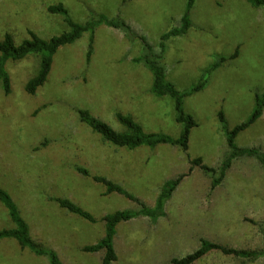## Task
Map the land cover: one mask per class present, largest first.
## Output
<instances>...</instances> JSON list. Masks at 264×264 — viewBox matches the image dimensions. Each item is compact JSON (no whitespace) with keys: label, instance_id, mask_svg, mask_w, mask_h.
I'll return each mask as SVG.
<instances>
[{"label":"rangeland","instance_id":"374dc122","mask_svg":"<svg viewBox=\"0 0 264 264\" xmlns=\"http://www.w3.org/2000/svg\"><path fill=\"white\" fill-rule=\"evenodd\" d=\"M186 1L0 0V40L10 33L20 44L30 38L29 31L47 40L68 30L62 15L47 10L62 3L75 22L98 15L121 18L159 53L160 36L179 25ZM190 21L186 33L165 42L161 63L166 79L188 91L216 58L226 60L209 73L201 90L183 99V110L197 123L187 150L170 144L116 147L80 120L78 110H87L123 131L115 117L122 113L145 132L180 135L182 125L175 121L171 99L151 93V72L135 62L143 44L120 29L96 27L89 62V33L59 47L46 81L34 94L26 92L25 84L37 71L38 57L7 61L10 91L0 85V187L28 223L31 237L54 250L62 264H102L103 250L85 252L82 247L102 238L104 215L139 207L117 192L105 194V185L95 176L153 206L164 181L186 173L165 202L163 216H138L116 225V260L111 264H172V258L192 252L202 238L236 249H264L259 232L264 227V168L255 156L233 158L213 190L211 178L198 166L187 173L190 160L197 157L209 167L221 163L228 151L226 130L249 118L254 95L264 91V6L246 0H195ZM234 143L264 153V109ZM55 197L69 199L95 221L60 207L51 199ZM13 226L0 202V230ZM0 264L49 261L13 238H2ZM192 264H264V256L243 259L212 250Z\"/></svg>","mask_w":264,"mask_h":264},{"label":"trees","instance_id":"16d2710c","mask_svg":"<svg viewBox=\"0 0 264 264\" xmlns=\"http://www.w3.org/2000/svg\"><path fill=\"white\" fill-rule=\"evenodd\" d=\"M195 0H187L184 12L180 18L178 26L170 28L160 36L159 53H153L152 46L146 41L144 36L137 34L132 27L121 18H108L104 15H98L95 18L86 20L85 22L73 21L68 10L62 3H57L48 6L47 10L50 13L60 14L64 17V21L68 26V30L63 31L59 35L52 36L45 40L40 38L34 32L29 31L30 38L23 40L20 44H15L10 33L4 34L0 40V85L5 93L10 91V77L6 70L8 60H21L28 55H36L38 57V67L36 73L29 78L25 84V90L29 94H34L36 90L44 84L51 69L53 55L59 47L75 42L84 33H89V45L86 53V61L89 62L92 54V43L94 31L99 25H106L115 29H120L129 39L138 38L143 44V52L135 62H141L152 74L151 93L155 97L168 96L173 104L175 111V121L182 125V130L178 138H172L169 135L158 132H145L141 125L137 123L131 115L116 113L117 121L124 128L123 131L114 130L107 123L91 115L87 110H78L80 120L85 122L90 129L99 134L104 142L110 143L116 147H124L134 149L141 145H146L154 148L158 144L179 145L183 150L188 148V137L192 127L196 126L194 118L183 110V99L185 96L201 90L211 71L215 70L226 60L224 57H218L202 72L198 82L188 91H179L172 83L166 79V69L161 63L162 54L164 52L165 42L175 36L183 35L187 32L191 25L190 11ZM254 7L264 6V0H246ZM237 51L232 55L234 57ZM264 109V91L254 95V108L249 118L234 126L231 130H226V143L228 151L224 154L221 163L217 167H209L202 163L200 157L190 160V167L187 173H190L194 166H198L205 174L211 178L210 190L218 186L224 178L226 170L230 167L233 158L239 156H255L262 167L264 168V153L258 152L253 148L245 149L237 147L234 143L236 135L246 129L251 123L259 118ZM219 120L224 123L222 112L218 113ZM77 170L85 175L88 174L84 168L77 167ZM186 173L180 174L174 178L167 179L162 184L160 191L155 199L153 206H147L142 201L133 197L119 184L100 176H95L94 180L105 185V194L117 192L125 197L134 200L138 204L136 210H117L113 213L106 214L102 220L104 222V235L94 244L82 247L85 252H96L103 250L102 264H111L116 260V252L113 246V237L115 227L122 221H128L134 217L145 216L151 220H156L163 216L164 204L171 197L172 192L179 184ZM58 205L67 211L77 214L78 216L94 222L95 218L87 211L73 203L67 198H51ZM0 202L4 205L8 212V216L13 223L12 228L0 230V239L13 238L21 248H28L35 255L47 256L49 264H62L57 253L46 248L43 244L34 240L30 235L29 225L20 215V212L12 200L9 193L0 187ZM261 236L264 238V227L259 228ZM212 250H219L226 255H234L243 259H256L259 256H264L263 250H245L227 247L225 245L200 239L199 246L190 253H187L181 258H172V264H192L197 259L204 256Z\"/></svg>","mask_w":264,"mask_h":264},{"label":"crops","instance_id":"0c3cea01","mask_svg":"<svg viewBox=\"0 0 264 264\" xmlns=\"http://www.w3.org/2000/svg\"><path fill=\"white\" fill-rule=\"evenodd\" d=\"M163 56V55H162Z\"/></svg>","mask_w":264,"mask_h":264}]
</instances>
